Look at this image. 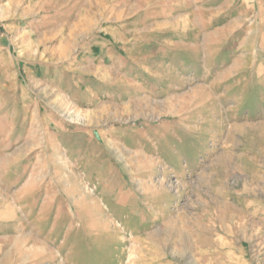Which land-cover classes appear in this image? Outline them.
Masks as SVG:
<instances>
[{
    "label": "rangeland",
    "instance_id": "374dc122",
    "mask_svg": "<svg viewBox=\"0 0 264 264\" xmlns=\"http://www.w3.org/2000/svg\"><path fill=\"white\" fill-rule=\"evenodd\" d=\"M89 1L88 36L107 11ZM69 28L18 40L37 55ZM244 35L229 68L202 46L149 92L86 111L66 69L39 85L25 69L26 106L52 107L0 101V264H264V51Z\"/></svg>",
    "mask_w": 264,
    "mask_h": 264
},
{
    "label": "crops",
    "instance_id": "0c3cea01",
    "mask_svg": "<svg viewBox=\"0 0 264 264\" xmlns=\"http://www.w3.org/2000/svg\"><path fill=\"white\" fill-rule=\"evenodd\" d=\"M57 1L0 0V21L6 22L0 27L1 112H13L8 109L10 100L16 101L15 112H42V108L52 107L40 99L37 102L34 95L32 110L26 106L31 95L25 69L36 85L45 82L53 70L66 69L67 83L77 90L75 104L86 111L90 104L130 100L138 87L149 92V83L154 78L159 81L160 71L166 74L167 69L191 67L186 65L188 53L199 52L202 46H223L225 67L229 68L231 54L240 49V42L234 48L229 38L238 30L245 32L241 45L253 42L255 52L264 51V0H100L107 7L105 18H100L104 23H100L101 31L90 36L84 26L85 10L81 13L90 1L67 0L60 8ZM83 20L86 24L78 25ZM64 27H70L71 41L59 48H44L40 42L36 46H43V52L37 55H28L32 47L18 40L29 33L54 38ZM13 33L17 34L14 41ZM81 37L87 39L78 44ZM58 81L63 93L66 82Z\"/></svg>",
    "mask_w": 264,
    "mask_h": 264
}]
</instances>
